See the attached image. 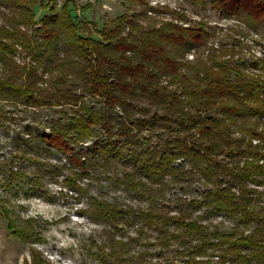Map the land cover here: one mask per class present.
Listing matches in <instances>:
<instances>
[{
	"label": "trees",
	"instance_id": "trees-1",
	"mask_svg": "<svg viewBox=\"0 0 264 264\" xmlns=\"http://www.w3.org/2000/svg\"><path fill=\"white\" fill-rule=\"evenodd\" d=\"M197 1L264 22V0ZM0 5L11 10L16 3ZM144 5L111 20L99 37L85 33L70 9L49 10L37 20L32 8V18L0 28L6 40L0 41L1 63L17 46L36 63L1 68L0 96L35 107L77 106L70 122H53L40 137L71 165L67 186L89 197L91 212H84L109 226L116 257L134 243L123 235L125 226L136 225L135 238L151 234L146 245L161 251L177 246L185 264H264V207L258 205L264 127L256 121L264 116V81L241 72L245 60L217 48H208L205 60L187 59L188 52L207 46V31L174 12L161 18L164 11ZM30 19L39 21L31 37L18 27ZM87 141L92 143L85 150H75L74 143ZM115 161L123 166L116 181L147 193L152 205L128 210L90 194L83 180ZM185 180L203 186L186 209L155 203L153 192ZM222 215L234 219L229 229L206 222ZM42 256L34 253L26 264H49Z\"/></svg>",
	"mask_w": 264,
	"mask_h": 264
},
{
	"label": "rangeland",
	"instance_id": "rangeland-1",
	"mask_svg": "<svg viewBox=\"0 0 264 264\" xmlns=\"http://www.w3.org/2000/svg\"><path fill=\"white\" fill-rule=\"evenodd\" d=\"M14 1L16 6L11 10L0 5V28H11L16 20L32 18V8L37 3L33 8L37 20L49 10L67 14L70 9L75 19L82 23L85 33H93L96 37L111 20L123 13L131 15L149 4L164 11L161 18L174 12L187 18L192 25L203 27L210 35L206 39L207 46L201 45L188 52L187 59L205 60L208 48H217L221 54H233L235 61L245 60L241 72L264 81V22L245 14L228 16L210 5L203 7L197 0ZM30 20L18 27L31 37L39 21ZM2 40L6 41L0 37ZM15 48L17 51L8 54L4 63L0 62V73L14 63L22 67L36 65L28 50L21 46ZM34 69L39 76L47 78L40 67ZM87 101L98 108L101 106L90 97ZM23 103L14 96H0V264L30 263L37 252L48 259L49 264H145L146 261L185 264L187 257L177 246L161 251L146 245L153 240L148 238L151 234L135 238L136 225L125 226L123 235L133 237L134 243L123 247V252L116 257L108 242L109 226L84 212H91L89 197L67 186L71 182V165L60 151L49 148L40 137L49 130L51 123L70 122L77 106L35 107ZM256 121L260 128L264 127V116ZM91 143H74L73 146L82 151ZM124 151L127 153L126 147ZM122 167L117 161L109 166L103 164L97 168V177L85 178L83 184L89 187L90 194L123 204L128 210L152 205L147 193L116 181L117 176L121 177ZM202 189L200 182H168L163 190L153 192V196L155 203H166L171 210L186 209L190 199L198 197ZM260 190L263 193L258 205L264 207V187ZM206 222L220 223L222 229H229L234 219L226 215L210 216Z\"/></svg>",
	"mask_w": 264,
	"mask_h": 264
}]
</instances>
